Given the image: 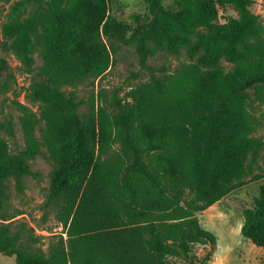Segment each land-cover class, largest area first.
Wrapping results in <instances>:
<instances>
[{
  "label": "trees",
  "instance_id": "trees-1",
  "mask_svg": "<svg viewBox=\"0 0 264 264\" xmlns=\"http://www.w3.org/2000/svg\"><path fill=\"white\" fill-rule=\"evenodd\" d=\"M167 1L143 0L148 14L129 24L111 14L110 0H38L4 26L25 67L36 45L43 60L30 85L38 111L16 101L23 149L12 152L0 136V253L16 264L198 262L196 244L211 248L200 264L212 260L218 237L197 213L254 174L264 150L263 120L248 103L264 87V32L254 0ZM227 6L238 16L220 24ZM150 42L186 47L191 62L174 72L151 66ZM121 46L135 49L150 79L123 98L94 96L81 116L75 89L103 78ZM9 69L0 59V75ZM37 157L54 164L45 206L64 230L46 251L25 224L14 228L6 193L11 178L23 192L25 177H40ZM242 215V236L264 248V187Z\"/></svg>",
  "mask_w": 264,
  "mask_h": 264
},
{
  "label": "rangeland",
  "instance_id": "rangeland-1",
  "mask_svg": "<svg viewBox=\"0 0 264 264\" xmlns=\"http://www.w3.org/2000/svg\"><path fill=\"white\" fill-rule=\"evenodd\" d=\"M38 0H12L0 1V59H6L10 69L8 73L0 75V86L8 81L10 76H15L11 83V90L0 91V136L7 141L12 152H18L24 147L22 129L19 123L20 111L16 101L28 106L33 111H38V104L31 99V80L37 70L43 65L40 48L35 46L33 51L34 64L25 67L18 54L11 47L12 39L4 33L7 23L21 20L29 16L37 6ZM47 3L53 0H44ZM250 8L259 15L264 32V0H254ZM170 0L166 2L169 4ZM111 14L118 19L133 24L135 15H147L148 7L143 0H110ZM237 17L238 12L232 6L221 8L219 23L224 24L227 17ZM107 40V39H106ZM152 54L148 64L157 68H165L174 72L182 64L190 63L187 48L183 47L177 52H171L158 44L149 43ZM222 65L229 69L231 65L222 60ZM150 72L141 67L139 57L131 46H121L114 55V62L108 73L97 80H87L75 89L79 102L81 116L90 110L93 97L102 93L108 99L114 95L123 98L131 89L147 82ZM70 89L66 90L69 94ZM248 98L251 111L260 115L263 126L256 133L257 137L264 140V87L252 91ZM11 123L15 136L9 132ZM41 128H38V137L41 138ZM45 150V148H44ZM34 171L40 177L24 178V190L19 192L16 181L11 178L6 181V193L8 196L9 214H17L11 221L14 228L25 224L27 229L33 231L37 242L36 247L47 250L52 238L64 232L62 225L56 218L55 209L46 208V200L50 190L51 172L54 164L45 157H37L31 161ZM264 187V150L261 152L259 165L254 174L238 182L231 192L220 202L214 204L204 212L197 213L201 225L218 237L213 258L207 264H264V248H260L245 239L241 234L244 219L242 212L254 206V199L258 198ZM8 221V222H11ZM64 237L67 236L64 234ZM209 245L196 244L193 246V255L198 262H189L177 258H169L168 264H200L210 251ZM0 264H16L14 257H7L0 253Z\"/></svg>",
  "mask_w": 264,
  "mask_h": 264
}]
</instances>
